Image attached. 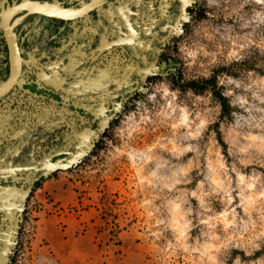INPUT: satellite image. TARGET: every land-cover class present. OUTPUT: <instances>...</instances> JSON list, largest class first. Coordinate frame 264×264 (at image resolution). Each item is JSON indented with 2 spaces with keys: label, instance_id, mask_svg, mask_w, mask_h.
I'll use <instances>...</instances> for the list:
<instances>
[{
  "label": "rangeland",
  "instance_id": "obj_1",
  "mask_svg": "<svg viewBox=\"0 0 264 264\" xmlns=\"http://www.w3.org/2000/svg\"><path fill=\"white\" fill-rule=\"evenodd\" d=\"M205 19L202 0H194L164 48L148 84L171 82L181 90V100L188 88L205 98L210 90L208 107L220 108L218 113L206 116L215 122L195 140H183L194 125L174 129L170 125L175 121L171 120L149 125L143 134L131 139L117 138V125L126 112L134 109L135 100L145 99L146 85L83 157L47 176L31 193L10 264H212L210 255L220 260L227 258L223 248L202 255L203 246L209 243L242 245L244 251L233 250L231 255H240L245 264L264 261V236L255 239L264 231L260 220L264 215V127L253 126L258 114L251 110V101L245 106L250 111H245L239 104L230 103L240 95L238 90L229 85L217 87V77L222 72L247 82L250 78L244 70L254 68L258 62L261 67L256 71L264 75V53L246 49L242 55L250 58L242 63L213 68L210 79L201 76L190 80L202 70L185 67L177 58V43L186 37L191 40V26ZM204 27L207 25H201ZM228 90L234 95H221ZM188 107L190 111L197 110L194 97ZM250 136L261 139H248ZM175 143L180 147L190 144L193 150L176 159L171 154ZM189 163L191 168L184 178L191 179V183L166 188L172 184L171 172ZM213 179L223 182L227 196L223 189L213 191ZM198 183L202 187L198 188ZM193 191L195 197L191 195ZM200 199L204 208L200 207ZM173 202L181 207L173 211ZM233 216L234 224L225 228V222ZM249 218L256 227L244 231L246 225L242 222ZM161 220L163 224L158 223ZM203 220L208 224L201 223ZM185 224L187 239L177 241ZM212 224L214 228L209 227ZM213 234L219 239L213 240ZM256 244L260 245L259 251L255 250ZM185 245L187 252L183 250ZM192 248L200 251L193 252ZM248 252L254 254L245 255Z\"/></svg>",
  "mask_w": 264,
  "mask_h": 264
},
{
  "label": "flooded vegetation",
  "instance_id": "obj_2",
  "mask_svg": "<svg viewBox=\"0 0 264 264\" xmlns=\"http://www.w3.org/2000/svg\"><path fill=\"white\" fill-rule=\"evenodd\" d=\"M34 1L57 11L91 0H0V258L6 256L5 264L11 262L26 203L46 178L47 159H64L68 154L62 151L73 149L84 128H89L85 140L98 132L94 146L148 85L194 0H94L92 10L67 21L34 9ZM13 225L15 244L7 251Z\"/></svg>",
  "mask_w": 264,
  "mask_h": 264
},
{
  "label": "clouds",
  "instance_id": "obj_3",
  "mask_svg": "<svg viewBox=\"0 0 264 264\" xmlns=\"http://www.w3.org/2000/svg\"><path fill=\"white\" fill-rule=\"evenodd\" d=\"M205 9V20L198 21L194 26H191V32L189 36L183 41L177 43V58L184 62L186 68L201 69L196 77H189V79H196L203 77L204 79H210L212 76L211 69L217 67H231L233 63H242L246 58L242 53L247 49H257L258 52L264 53V0H202ZM207 25V27L201 28V25ZM222 58V59H221ZM261 67V63H257L252 69L244 70L246 76L250 79L247 82L242 81L239 76L233 77L227 73H221L217 77V87L224 85L233 86L238 90L240 95H237L235 102L239 104L245 111H250V108L245 107L251 103V110H254L258 115L254 117L256 123L254 127H264V75L256 71ZM145 99L135 100L134 109L125 113L120 124L117 125L115 133L117 138L131 139L137 134H143L149 125L154 123H164L165 120L175 121L171 123V128L185 127L194 125L191 131H188L183 135V140H195L202 136V133L206 128L215 122L214 118H208L206 114L216 111L218 113L220 106L217 105L216 109L209 108L208 105L211 100L212 93L207 90V98L201 95H197L191 88L186 89L183 92L184 99L181 100V90L174 88L171 82H154L148 84L144 90ZM221 95L225 97H231L234 95L232 90L221 92ZM194 97V105L197 110L190 111L188 107L189 100ZM202 105V106H200ZM123 108V106H121ZM190 116H194V120H189ZM175 135V133H173ZM248 139L257 140L260 137L250 136ZM170 144L174 141L169 140ZM193 148L190 144H185L180 147L179 143H175L171 149V154L179 159L182 155L192 151ZM243 150V149H242ZM150 161H145L149 163ZM167 163V161H166ZM159 165L158 167H162ZM211 166V165H209ZM219 167L224 168V164L220 163ZM191 164L182 165L175 168L171 172L173 177L172 184L165 185L166 188H172L179 184L191 183V179H185L187 176ZM154 174V173H153ZM243 181V177L240 178ZM213 184H216V191L223 189L225 196H227V189L223 188V182H218L217 179L212 180ZM197 187H202L201 184H197ZM193 197L196 196V192H191ZM206 195V194H205ZM186 202V201H185ZM201 208H204V201L199 200ZM181 207L180 203L173 202L172 210L175 211ZM193 210L188 208V212ZM247 212V209L245 210ZM223 215H227L224 213ZM222 217H217L221 219ZM262 221L261 227L264 228V215L260 216ZM235 217L232 220L225 222L224 227L234 224ZM163 224L164 221H158ZM203 224H208V220L201 221ZM244 231H248L249 228H255L256 225L249 218L248 221L242 222ZM209 227H215V224L209 225ZM188 224L183 226V229L179 231L177 241L181 239H187L186 230ZM154 235H159L154 233ZM206 235V234H202ZM260 236H264V231H261L259 235L255 236V239H259ZM213 240H218L215 234L212 236ZM171 247V244H169ZM255 250H260V245L256 244ZM204 251L202 255H207L210 251L219 252L223 248L228 256L224 260H220L215 255L208 256V259L212 264H228V260H231V264H245V261L240 255L232 257L233 250L237 252L244 251L242 245L232 244L230 247L227 244L213 245L205 244L203 246ZM185 252L189 251L187 245L184 246ZM193 252L200 251L199 248H192ZM254 253L248 252L245 255H253ZM252 264H264V261H253Z\"/></svg>",
  "mask_w": 264,
  "mask_h": 264
},
{
  "label": "water",
  "instance_id": "obj_4",
  "mask_svg": "<svg viewBox=\"0 0 264 264\" xmlns=\"http://www.w3.org/2000/svg\"><path fill=\"white\" fill-rule=\"evenodd\" d=\"M184 1V0H183ZM3 2H5V0H3ZM34 5V9L39 10L41 12H44L48 15H52L56 18L62 19V20H71V19H75L77 17H80L81 15H83L85 12H88L89 10H92L96 5V1L91 0L87 6L81 5L78 6L76 8H65L63 6H57V11H51L45 8L44 5L39 4L37 1L33 2ZM183 5L180 7V11L183 10ZM2 17H4V13H1ZM175 27V25H173ZM172 27L169 29V33L171 32ZM10 35V33L8 32V36ZM143 79H145V76H143ZM104 127V122H100V127L98 128V130L100 131L102 128ZM89 128H84L83 130L79 131L76 133V137H77V142L74 145L72 150H65L62 152H66L68 155L64 157V159L62 158H58L56 159L54 162L50 161L47 159L46 164H45V170L43 171V176L47 177L49 176L54 170H65L68 167H70L72 164H74L78 159H80L81 157H83L88 150L90 149V147L92 146V142L91 139L93 137H96L98 135V132L96 131H92V136L87 137L85 140V131H87ZM85 140V141H84ZM30 190V187L28 188V190L25 192L27 193ZM16 231H17V225H13L12 227H10V233L12 235V241L9 242V244H7V251L11 249V247H14V239H15V235H16ZM6 261V256H2L0 258V264H5Z\"/></svg>",
  "mask_w": 264,
  "mask_h": 264
}]
</instances>
